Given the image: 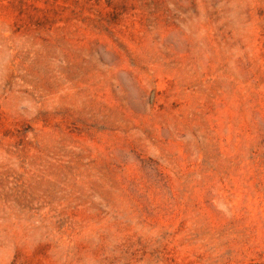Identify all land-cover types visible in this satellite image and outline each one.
<instances>
[{
	"label": "rangeland",
	"instance_id": "1",
	"mask_svg": "<svg viewBox=\"0 0 264 264\" xmlns=\"http://www.w3.org/2000/svg\"><path fill=\"white\" fill-rule=\"evenodd\" d=\"M0 264H264V0H0Z\"/></svg>",
	"mask_w": 264,
	"mask_h": 264
}]
</instances>
